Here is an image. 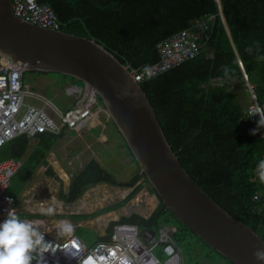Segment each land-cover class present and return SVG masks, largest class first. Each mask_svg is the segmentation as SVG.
Returning a JSON list of instances; mask_svg holds the SVG:
<instances>
[{
    "label": "trees",
    "instance_id": "trees-1",
    "mask_svg": "<svg viewBox=\"0 0 264 264\" xmlns=\"http://www.w3.org/2000/svg\"><path fill=\"white\" fill-rule=\"evenodd\" d=\"M39 1L54 9L64 31L95 38L123 64L135 69L160 59L157 48L160 41L219 12L218 0ZM221 4L227 27L220 16H216L211 36L198 56L140 84L173 151L192 179L232 216L244 221L264 239V182L257 172L259 161L264 159V127L255 135L251 134L250 130L257 128L259 117L253 118L247 105L246 108L243 105L245 97L250 96L244 71L258 100L264 102V0H221ZM30 73L68 77L59 73ZM231 78L242 81L246 95L231 88ZM99 101L103 104L100 98ZM109 122L119 132L111 118ZM60 135L62 133L49 131L37 133V144L29 153L31 137L28 134H21L0 147V161L26 157L13 177L9 193H15L45 161ZM142 177L145 175L140 174L138 165L130 178L120 180L93 159L74 177L69 192L63 197L74 201L90 184L100 182L131 187ZM145 182H148L146 177ZM143 185L140 183L124 200L94 215L124 205ZM152 191L155 193L153 188ZM156 204L155 197L143 193L122 209L129 212L137 208L148 213ZM117 214L110 211L104 217L117 218ZM119 222L136 223L141 230L153 231L164 223L176 224L175 237L183 251H188L189 245L194 243L217 254L226 264H235L181 222L161 198L149 217L137 213L122 216L110 222L107 235L99 239L110 238L114 225Z\"/></svg>",
    "mask_w": 264,
    "mask_h": 264
},
{
    "label": "water",
    "instance_id": "water-1",
    "mask_svg": "<svg viewBox=\"0 0 264 264\" xmlns=\"http://www.w3.org/2000/svg\"><path fill=\"white\" fill-rule=\"evenodd\" d=\"M12 1L0 0V56L25 72L59 73L81 81L84 92L76 106H82L94 89L158 202L161 198L181 222L235 264H261L253 253L264 248V239L209 196L182 166L147 94L135 80L136 69L123 64L95 38L17 17ZM91 126L89 120L84 129Z\"/></svg>",
    "mask_w": 264,
    "mask_h": 264
},
{
    "label": "built area",
    "instance_id": "built-area-1",
    "mask_svg": "<svg viewBox=\"0 0 264 264\" xmlns=\"http://www.w3.org/2000/svg\"><path fill=\"white\" fill-rule=\"evenodd\" d=\"M218 5L217 15L200 19L193 27L182 29L160 41L157 45L160 59L142 69H136L135 80H149L174 65L198 56L211 36L210 29L216 16H220L225 24L221 0H218ZM12 9L17 17L36 25L62 29L56 12L47 3L39 0H13ZM25 73L22 66L0 56V147L21 134L35 136L44 131L59 134L67 129L84 132L87 121L97 120L101 112H107L94 89L88 91L82 106L61 110L51 98L25 81ZM243 75L252 98L247 108L251 115V110L257 105L264 107V102L258 100L245 71ZM65 90L76 99H80L84 92L79 84H69ZM23 163L22 159L17 158L0 161V223L7 218L10 209H15L17 213L18 199L9 194L8 189ZM23 219L39 225L45 241L49 243L44 244L43 248L52 249L43 254L45 264H80V261L84 264H183V250L175 237L178 232L176 224L164 223L157 231H153L141 230L136 223L119 222L114 225L110 238L89 245L75 233L60 236L50 232L45 219ZM155 249H160V254L166 258L157 255ZM33 256L32 264H37V253H33Z\"/></svg>",
    "mask_w": 264,
    "mask_h": 264
},
{
    "label": "crops",
    "instance_id": "crops-1",
    "mask_svg": "<svg viewBox=\"0 0 264 264\" xmlns=\"http://www.w3.org/2000/svg\"><path fill=\"white\" fill-rule=\"evenodd\" d=\"M33 88L37 90L34 86ZM72 97L73 101L70 105L71 107L76 106L77 101L79 100L74 96ZM66 108H69V106ZM107 123H109L108 118L105 120L104 124L99 117L98 120H92V126L87 128L86 131L84 130V132H77L76 130L72 129L65 130L64 133H62V135H60L55 140L52 147L47 152L45 161L40 163L35 168L30 177L25 181V183L20 188H16L15 193L8 192L9 194L16 196L18 199L17 213H27L32 215V217L25 218L45 219L49 225V231L58 235H60L59 223L61 221L71 222L74 230H76V228H78L79 226H84L91 231L94 230V232L97 233V240L92 242L90 241V239H85V241L89 245L100 241V237L106 236L110 222L117 221L122 216H130L133 213H137L139 215L149 217L156 209L159 202L155 193H150L149 189L146 187V184H148V182H145V177H142L135 185L131 187L114 186L107 182H100L96 185L90 184L91 186L89 185L88 189L94 187L92 189L93 196L92 194H89V197L86 200L80 199V197L85 192L74 201H68L66 197H63L69 192V187L74 177L77 176L93 159H97L105 167V169L114 173L116 177L117 175L115 173V170L123 172L121 171L122 165H130V170L134 169L135 166L136 169L138 168L137 162L133 154L130 153L129 147L122 134L116 130L118 132V135L122 136L124 142L117 138L116 135H113V138H111L109 134L104 132V130L107 129ZM94 125L102 126L98 135H94L92 131V127ZM30 137L31 142L28 153L37 144L36 137ZM22 160L23 162H25L26 157L22 158ZM133 173L134 172H132L126 178L118 179H128L133 175ZM140 183L144 184L143 187L139 191H137L126 203H124V205L94 215L104 208L113 206L118 201L124 200L135 190V188ZM99 184L106 185L105 187H108L109 192L113 195H116V193H118V189H121L122 193L125 194L120 197H115V199H117L115 201L109 202V200L113 199L104 200L103 202H106L104 205L99 204L97 206L95 204V200L99 196V193H102L99 189L95 190V188ZM140 191H142L143 193L146 192L149 194H153L156 197L157 204L154 206V208L148 213H143L137 208H134L129 212H124L122 208L124 206H127L129 201L134 199ZM83 204H87V207L81 208L83 207ZM119 208L123 211L124 214L119 215ZM50 209L52 210L51 212L49 211ZM110 211H117V218L100 219L101 216ZM67 215H83V219L73 221L69 217H65Z\"/></svg>",
    "mask_w": 264,
    "mask_h": 264
},
{
    "label": "rangeland",
    "instance_id": "rangeland-1",
    "mask_svg": "<svg viewBox=\"0 0 264 264\" xmlns=\"http://www.w3.org/2000/svg\"><path fill=\"white\" fill-rule=\"evenodd\" d=\"M34 79H35V81H34ZM25 81L29 82L31 85H33L39 92L47 94L46 96L51 98L52 101L54 102V104L57 105L61 110H64L68 106L71 107L70 105L72 104V101H73V97L66 93V90L64 89L65 86L69 85V84H80L79 81H75L74 79H72L70 77H63V76H60L58 74H49V75L47 74L46 75V74H38V73L34 74V73H30V72L25 73ZM230 82H232V84H233L231 87L232 89H235L237 91L239 90V92H242V94H245V95L247 94V93H243L244 92V88H243L244 85H243L241 80H236L234 78H231ZM245 82H246V80H245ZM246 84H247V82H246ZM239 95H241V94H239ZM248 97H249V99H248ZM240 98H241V96H240ZM251 102H252V98L250 96H246L245 100L243 102V105L246 108V105L248 107L251 104ZM47 112L55 120H57L56 117L53 115V113L50 110L47 109ZM107 118L108 119L110 118L108 112H101L100 113V120L102 121V123L105 124V120ZM99 125H101V124H99ZM106 126H107V129L104 130L105 133L109 134L111 138H113V135H116L117 138H119L120 140L123 141L122 136L118 135V132L116 131V128L112 124V122L107 123ZM101 128H102V126L94 125L92 127V131H93L94 135H98ZM121 168H122L121 171H123V172H119V171L115 170V173H116L118 178H126L132 172H135L137 170L136 166L134 169L130 170V168H131L130 165H125V166L122 165ZM105 186L106 185H102V184L100 185L99 184L95 188V190L99 189L100 192H102L101 194L99 193V196L95 200L96 201L95 204L97 206L99 204L104 205L106 203V202H103L104 200L113 199V200H109V202L115 201V200H117V199H115V197H120V196H123L125 194V193H122L121 189H118V193H116V195L115 194L113 195L109 192L108 187H105ZM146 187L149 189L150 193H153L152 188L149 186V183L146 184ZM93 188L94 187L87 189L85 191V193L80 197V199L86 200L89 197V194H92V196H93V191H92ZM123 192H125V191H123ZM144 193H146V192H144ZM141 194H143L142 191H140L135 198H137ZM153 194L146 193V196L155 197ZM130 202H131V200L129 201V203ZM84 207H87V204H83V207H81V208H84ZM118 213H119V215L124 214L120 208L118 210ZM17 215L20 216L21 219H23L25 217H32V215L27 214V213H17ZM104 215L101 216L100 219L105 218ZM65 217H69L73 221H78L80 219H83V215H67ZM74 233H76L80 238H82L84 240L90 239V241H92V242L97 240V237H96L97 233L94 232V230L91 231L84 226H79L78 228H76V230H74ZM209 251L207 248L205 249L201 245H199V247H197L194 243H192L191 245H189L188 251H186V250L183 251V264H226L227 263L225 260L220 259L217 254L209 252ZM155 253L163 259L166 258V256L164 254H160L161 253L160 249H155Z\"/></svg>",
    "mask_w": 264,
    "mask_h": 264
},
{
    "label": "clouds",
    "instance_id": "clouds-1",
    "mask_svg": "<svg viewBox=\"0 0 264 264\" xmlns=\"http://www.w3.org/2000/svg\"><path fill=\"white\" fill-rule=\"evenodd\" d=\"M227 27L226 23L224 24ZM251 115H259L257 128L250 130L251 134L264 127V107L257 105L251 110ZM257 172L261 182H264V159L257 165ZM11 203V197L8 198ZM52 211L51 209L49 210ZM73 225L69 221L59 223V234L70 236L73 233ZM44 244H49L44 239V233L40 231L39 225L30 220L21 219L15 209H10L7 218L0 223V264H32L33 253H37L39 259L37 264H45L43 254L52 250L43 248ZM255 259L264 264V248H257L253 253ZM80 264H84L80 261Z\"/></svg>",
    "mask_w": 264,
    "mask_h": 264
},
{
    "label": "flooded vegetation",
    "instance_id": "flooded-vegetation-1",
    "mask_svg": "<svg viewBox=\"0 0 264 264\" xmlns=\"http://www.w3.org/2000/svg\"><path fill=\"white\" fill-rule=\"evenodd\" d=\"M46 75H47V74H46ZM37 76H38V75H37ZM37 76H36V77H37ZM35 79H36V78H35ZM35 79H34V81H35Z\"/></svg>",
    "mask_w": 264,
    "mask_h": 264
},
{
    "label": "bare ground",
    "instance_id": "bare-ground-1",
    "mask_svg": "<svg viewBox=\"0 0 264 264\" xmlns=\"http://www.w3.org/2000/svg\"><path fill=\"white\" fill-rule=\"evenodd\" d=\"M98 120V119H97Z\"/></svg>",
    "mask_w": 264,
    "mask_h": 264
}]
</instances>
